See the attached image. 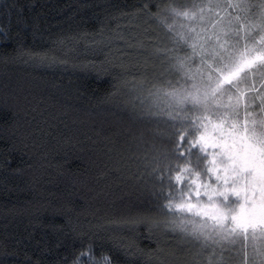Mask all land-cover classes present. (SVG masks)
Listing matches in <instances>:
<instances>
[{
    "label": "trees",
    "instance_id": "1",
    "mask_svg": "<svg viewBox=\"0 0 264 264\" xmlns=\"http://www.w3.org/2000/svg\"><path fill=\"white\" fill-rule=\"evenodd\" d=\"M210 2L216 0H0V37H10L0 39L5 264H73L89 243L94 259L105 256L112 264L216 263L194 256L196 249L174 234L160 237L162 251L149 256L156 244L145 239L147 226L128 222L157 215L151 181L139 178L133 160L153 135L152 126L137 119L144 90L164 80L152 52L172 47L164 30L144 23L138 9L144 3ZM4 3L17 7L9 14ZM18 15L29 24L39 15L35 35L17 23ZM29 52L55 57L56 63H35ZM176 54L192 56L185 45ZM192 59L193 67L199 64V56ZM255 105L262 106L258 100ZM235 262L232 257L230 264Z\"/></svg>",
    "mask_w": 264,
    "mask_h": 264
},
{
    "label": "snow or ice",
    "instance_id": "2",
    "mask_svg": "<svg viewBox=\"0 0 264 264\" xmlns=\"http://www.w3.org/2000/svg\"><path fill=\"white\" fill-rule=\"evenodd\" d=\"M14 7L15 3L3 4L9 14ZM137 15L149 26L163 29L172 45L152 52L159 61L155 66L159 76L179 74L183 83L177 86L166 79L144 90L137 119L151 125L153 135L138 146L142 154L133 163L139 178L151 181L157 215L128 222L147 226L145 239L156 244L149 256L162 251L160 237L169 234L195 248L194 256L237 244L243 252L245 241L264 240V120L250 119L249 112L257 98L264 105V35L258 42L253 35L264 33V0L259 4L249 0L179 6L144 3ZM177 17L191 22L186 31H175ZM17 23L31 27L35 35L40 17H32L29 24L18 15ZM9 38L7 33L0 37ZM181 45L190 48L192 56L176 54ZM28 55L38 64L56 63L47 54ZM194 56H199L195 67ZM103 71L101 66L98 74ZM252 247L250 264H264V245ZM94 256L89 243L87 254L81 250L73 264H112L108 257Z\"/></svg>",
    "mask_w": 264,
    "mask_h": 264
},
{
    "label": "rangeland",
    "instance_id": "3",
    "mask_svg": "<svg viewBox=\"0 0 264 264\" xmlns=\"http://www.w3.org/2000/svg\"><path fill=\"white\" fill-rule=\"evenodd\" d=\"M190 23H191L190 21H188L187 19H185L183 17H177L174 20V24L177 26V28L180 32H182V29L186 31ZM262 35H264V33L257 34L254 37L255 41L258 42ZM252 46H253V44H252V42H250L249 47H252ZM257 46H258V43H257ZM174 75H175V73H174ZM175 76L174 77L173 76L168 77V78H173V79L175 78L172 81V83L179 86L181 83H183V80L179 76V74H176ZM163 78H164V80H163ZM160 79L163 80V81H161V84H162L166 80V77H160ZM168 80H170V79H168ZM257 100H258V102L260 101L259 98H257ZM257 100H256V102H257ZM249 112H250V119H253L257 122L264 120V105H262L261 107L253 105L252 108H250ZM253 244H255L257 246V248H259L260 246L264 245V240L257 238L255 241H252V240L245 241L243 252L238 251L241 247L240 244H237L234 246L225 245L223 248H221L219 246L215 247L214 251H213V249H208L203 254H201L200 256H201V258L207 259V261H209L211 258H214L215 261H214V259H212V262H216L215 264H217V262H219V264H228V263L230 264L232 257H234L236 264H238V263L239 264H250V262L253 259V247H252ZM188 246H191V245H188ZM191 248H193V247H191ZM232 262H233V260H232Z\"/></svg>",
    "mask_w": 264,
    "mask_h": 264
}]
</instances>
